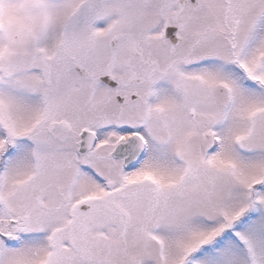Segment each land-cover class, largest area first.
<instances>
[{"label": "snow or ice", "instance_id": "6c2138e0", "mask_svg": "<svg viewBox=\"0 0 264 264\" xmlns=\"http://www.w3.org/2000/svg\"><path fill=\"white\" fill-rule=\"evenodd\" d=\"M0 264H264V0H0Z\"/></svg>", "mask_w": 264, "mask_h": 264}]
</instances>
